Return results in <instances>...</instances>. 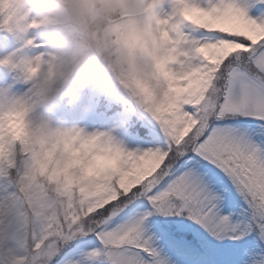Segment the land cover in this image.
I'll return each mask as SVG.
<instances>
[{
    "label": "clouds",
    "instance_id": "1",
    "mask_svg": "<svg viewBox=\"0 0 264 264\" xmlns=\"http://www.w3.org/2000/svg\"><path fill=\"white\" fill-rule=\"evenodd\" d=\"M192 7L193 0H0V264H47L64 237L94 231L89 217L142 163L115 134L132 115L178 130V102L203 75L195 58L204 46L190 45L188 26L204 22L193 21ZM204 11L216 23L240 17L232 0ZM114 105L122 117L114 126L82 123ZM62 107L78 115L58 116Z\"/></svg>",
    "mask_w": 264,
    "mask_h": 264
},
{
    "label": "snow or ice",
    "instance_id": "2",
    "mask_svg": "<svg viewBox=\"0 0 264 264\" xmlns=\"http://www.w3.org/2000/svg\"><path fill=\"white\" fill-rule=\"evenodd\" d=\"M232 2L240 17L216 23L204 11L216 0H193L204 27L188 26L189 43L204 46L203 75L178 102V130H144L154 146L136 149L142 163L89 217L94 231L64 237L47 264H84L71 254L85 238L102 244L88 261L264 264V19L248 11L264 0Z\"/></svg>",
    "mask_w": 264,
    "mask_h": 264
},
{
    "label": "rangeland",
    "instance_id": "3",
    "mask_svg": "<svg viewBox=\"0 0 264 264\" xmlns=\"http://www.w3.org/2000/svg\"><path fill=\"white\" fill-rule=\"evenodd\" d=\"M249 14L252 15L255 18L258 19H264V4H251L248 8ZM10 47V43H9ZM119 105H114L111 108V111L108 115H91L88 114L87 117L84 118L82 123L86 124L89 129H95V128H108L114 126L117 122H119L122 117L119 115V111H117V114L113 117H111V114L115 110V108H119ZM136 115H132L131 119L136 118ZM138 118V117H137ZM141 122L142 120H146L143 123H147L149 125H155L154 122H152L148 118L139 119ZM90 123V125L88 124ZM144 131H135L134 129L130 128V122L125 123L122 127L117 128L115 131V134L117 137L121 138L126 145L131 149H146L148 147L154 146L155 143V137L153 135H144L142 134ZM74 251L72 252V258L75 259H81L84 260V264H102L101 261H105L107 264H110V261H108L103 256L98 257L94 260L88 261L86 259V253L90 251L93 248L102 247L101 242L98 239H95L93 242H89L88 238L84 239V242L81 244L80 247H75V244L73 245Z\"/></svg>",
    "mask_w": 264,
    "mask_h": 264
},
{
    "label": "trees",
    "instance_id": "4",
    "mask_svg": "<svg viewBox=\"0 0 264 264\" xmlns=\"http://www.w3.org/2000/svg\"><path fill=\"white\" fill-rule=\"evenodd\" d=\"M102 110V112L100 113V110ZM119 108H115V110L113 111L116 112ZM100 110L98 109L97 111L95 112H92V113H89V114H93V113H100V115H108L111 111V109H106L104 107H101ZM58 115L59 116H68L69 119H72V118H75L78 113L76 111H68L66 108H61L60 112H58ZM146 120H142V122L136 117V118H133L132 120H130V128L131 129H134L135 131H144L146 129H148L151 125L147 124V123H143L145 122ZM152 126H155V125H152ZM102 264H107L105 261H101Z\"/></svg>",
    "mask_w": 264,
    "mask_h": 264
}]
</instances>
